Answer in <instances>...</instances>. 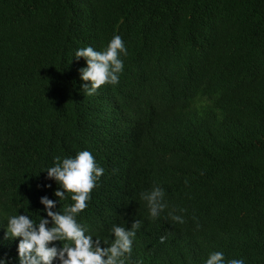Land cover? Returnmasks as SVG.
Segmentation results:
<instances>
[{"label": "trees", "instance_id": "1", "mask_svg": "<svg viewBox=\"0 0 264 264\" xmlns=\"http://www.w3.org/2000/svg\"><path fill=\"white\" fill-rule=\"evenodd\" d=\"M115 34L119 83L88 95L74 53ZM84 149L116 224L140 221L128 264H204L215 250L264 264V0H0V264H20L7 216L47 221L41 198L59 182L42 169ZM154 186L168 208L151 217ZM89 217L90 203L77 214Z\"/></svg>", "mask_w": 264, "mask_h": 264}, {"label": "clouds", "instance_id": "2", "mask_svg": "<svg viewBox=\"0 0 264 264\" xmlns=\"http://www.w3.org/2000/svg\"><path fill=\"white\" fill-rule=\"evenodd\" d=\"M127 53L126 44L119 34H115L101 50L91 45L76 49L74 56L86 59V66L80 69L81 78L88 81L83 85L85 93L92 95L106 83L118 84L120 73L124 71L122 57ZM55 161L42 169L59 182L55 184L50 180L47 197L41 198L47 221L41 219L38 227H34L36 221L27 214L7 216L8 234L22 237L18 243L20 264H40L41 261L51 264L57 254L61 264H128L135 229L140 226V221L130 225L116 224L115 193L110 189V183L104 184L99 179L104 168L98 165L92 152L87 149L78 151L75 156H57ZM96 190L99 193L90 202V195ZM164 195V189L160 186H154L145 194L151 217L159 214L158 209L168 208L167 203L160 202ZM61 200H66V203L59 208ZM89 203L90 217L84 223L77 219V214L84 211ZM168 215L172 220L183 223L184 217L176 214L175 210H169ZM113 232L115 239L111 244L107 246L105 241L100 242L99 233L111 235ZM165 239L164 235L160 236L161 242ZM50 240L62 247L59 253L55 246H47L46 242ZM136 264H143V260L136 261ZM204 264H245V260L225 259L223 251L215 250L209 253Z\"/></svg>", "mask_w": 264, "mask_h": 264}]
</instances>
